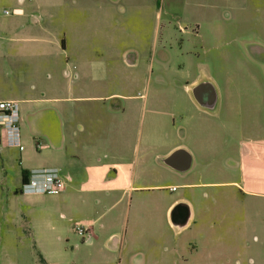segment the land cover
Listing matches in <instances>:
<instances>
[{
    "label": "crops",
    "instance_id": "0c3cea01",
    "mask_svg": "<svg viewBox=\"0 0 264 264\" xmlns=\"http://www.w3.org/2000/svg\"><path fill=\"white\" fill-rule=\"evenodd\" d=\"M131 2L136 0H16L14 14L0 19V101L18 103L21 138L30 133L33 141L39 140V148L54 157L52 168L60 170L66 187L58 198L76 188L74 183H82L78 193L90 196L87 199L96 214L81 224L88 229L90 245L102 243L110 255L120 257L119 264H123L129 246L144 245L159 253L158 259H152L154 254L150 257L149 264H164L163 257H177L188 252L187 247L191 255L199 254V246L190 239L195 236H208L209 251H214L215 231L223 221L228 227H248L252 213L249 198L264 206V62L255 65L256 73L249 63L222 64L235 71L227 76L224 90L207 72L221 64L199 61V53L216 51L215 46H201L196 52L179 49L176 59L181 58L182 63L163 49L153 51L144 65L142 56L135 54L133 61L124 63L122 76L118 65L104 59L102 15L110 6L121 10ZM214 23L209 15L202 16L195 36L204 41L202 30H211ZM250 53L254 59L264 57V50L257 45ZM195 58L199 71L186 80V61ZM166 72L175 76L167 77ZM204 80L216 90L213 109L199 105L191 93V88ZM107 101H115L108 105L115 120L127 111L140 110L142 117L149 112L160 142L142 144L140 130L134 133L139 144L119 140L125 125L112 119L105 127L97 109V103ZM157 118L163 119L156 122ZM186 120H191L194 128L191 146L183 142ZM3 143L0 136V220L6 212L8 157L17 150ZM176 149L190 156L185 171L163 162ZM18 151L21 185V171L28 173L33 167L24 149ZM256 160L261 161L260 166H255ZM153 169L158 171L155 179H151ZM16 190L13 195L28 200L43 195ZM149 192L165 196L161 195L155 207L138 206L141 196ZM105 197L115 198L120 219L112 221L107 217L109 208H99ZM219 199L228 206L217 205ZM178 202L187 203L190 209L188 222L181 229L169 221L170 210ZM147 215H156L157 223H147ZM99 219L104 221L98 232L95 223ZM256 219V224L264 225V214L258 212ZM50 228L54 230V226ZM65 232L76 236L73 228L69 231L60 225L56 238L66 237ZM145 261L135 260L137 264Z\"/></svg>",
    "mask_w": 264,
    "mask_h": 264
},
{
    "label": "rangeland",
    "instance_id": "374dc122",
    "mask_svg": "<svg viewBox=\"0 0 264 264\" xmlns=\"http://www.w3.org/2000/svg\"><path fill=\"white\" fill-rule=\"evenodd\" d=\"M15 2L16 0H0V19L14 14ZM4 11L8 13L5 14ZM204 15L212 17L215 23L211 30H202L205 37L203 41L195 36V27ZM102 18L104 27L102 41L106 48L104 59L111 64L113 62L115 66L118 65L122 76L125 74L124 63L133 61V55L142 56L141 61L144 65L149 55L160 49H163L174 61L182 63L181 58L176 59V53H180L179 49L196 52L201 46L205 49L215 46L216 51L199 53V61L208 63L216 60L221 64L211 70L207 69V72L222 89L226 88L227 76L235 73L233 69L225 68L222 64L249 63L256 73L255 65L264 62V57L254 59L250 53L254 45L264 50V0H136L135 3L123 4L121 10L110 6L104 11ZM196 61L197 58L194 62L186 61L189 64L187 74L184 75L186 80L198 73ZM166 76L172 78L175 75L166 72ZM1 79L3 78L0 71V88H2ZM120 85L123 88L124 82L121 81ZM118 86V82H115V89ZM110 103L115 101L97 103L105 127L114 119L108 107ZM131 112L133 113L127 111L116 118L125 125L123 128L125 133L119 140H127L131 145L139 144L134 133L140 130L143 135L142 144L160 142L149 112L143 117L140 110L137 113ZM162 119L157 118L156 122H161ZM117 120L114 119L115 122ZM157 125L161 127L163 124ZM182 126L185 129L183 142L191 146L195 141L191 120H186ZM0 136L4 145L2 131ZM37 143L39 140L33 141L30 133H27L25 138H21L29 166L33 167V170L52 168L55 163L54 157L48 151L37 148ZM18 153V149L13 150L8 157L9 176L5 183L8 192L3 200L6 212L0 220V264H105L106 262L119 264L120 257L117 254L110 255L109 250L105 249L102 243L90 245L89 241L82 240L75 232L76 236L71 235V232H65L67 239L56 238L60 225H65L70 231L71 228L80 227L83 221L96 218L92 201L87 199L90 196L86 197L85 193H78L82 183H74L77 189L70 188L64 198H58L62 194H43L38 196V199L28 200L23 196L12 194L13 190L20 187L16 161ZM256 163V167L261 165L260 160H256ZM151 174V179H155L158 171L153 169ZM168 182L172 185L176 184L172 181ZM65 189L66 187L62 190ZM161 195L165 196V193L143 194L138 206L155 207L160 202ZM114 200V197H105L99 207L109 208L107 217L112 221L116 218L120 219L118 205L113 204ZM217 205L224 208L228 206L224 199H219ZM236 206L239 207V204L237 203ZM249 207L252 212L250 225L239 228L228 227L223 221L220 228L215 231L214 251H209L208 236L198 238L195 236L190 239L193 245L199 246V254L191 255L189 253L191 248L187 247L188 252L182 251L177 257L174 255L163 257L164 264H264V225L256 224L258 212L259 216L264 214V206L249 198ZM157 218L156 215H147V223L156 224ZM122 220H125V216ZM103 221L99 219L95 223L97 231L99 223ZM50 226H54V230H51ZM164 232L168 234L167 230ZM168 236L172 238V235ZM156 250H151L149 247L147 249L144 245L129 246L125 250L122 263L137 264L135 260L146 259V264H149L148 261ZM158 254L156 252L152 259H158ZM125 255L126 259H124Z\"/></svg>",
    "mask_w": 264,
    "mask_h": 264
},
{
    "label": "built area",
    "instance_id": "2783aa9c",
    "mask_svg": "<svg viewBox=\"0 0 264 264\" xmlns=\"http://www.w3.org/2000/svg\"><path fill=\"white\" fill-rule=\"evenodd\" d=\"M7 14V11H4ZM19 107L16 101H0V131L3 133L7 147H15L20 151L23 149L21 144L19 126ZM37 148L40 144H36ZM64 188V181L60 170L57 168H45L42 170H30L27 174V181L20 185L21 193L33 194H59ZM73 231L88 241L90 234L87 228L82 226L73 228Z\"/></svg>",
    "mask_w": 264,
    "mask_h": 264
},
{
    "label": "water",
    "instance_id": "95a60500",
    "mask_svg": "<svg viewBox=\"0 0 264 264\" xmlns=\"http://www.w3.org/2000/svg\"><path fill=\"white\" fill-rule=\"evenodd\" d=\"M208 87V97L203 94V90ZM211 90H210V89ZM194 99L208 109H213L216 105L217 94L213 85L207 81H201L191 88ZM163 162L171 168L179 171H185L190 167V156L183 149H176L163 159ZM190 217V209L187 203L178 202L173 205L169 213V221L171 225L177 229L183 228Z\"/></svg>",
    "mask_w": 264,
    "mask_h": 264
},
{
    "label": "trees",
    "instance_id": "16d2710c",
    "mask_svg": "<svg viewBox=\"0 0 264 264\" xmlns=\"http://www.w3.org/2000/svg\"><path fill=\"white\" fill-rule=\"evenodd\" d=\"M27 174L28 173L25 170L21 171V185L27 181ZM16 192L21 193L20 187L16 190Z\"/></svg>",
    "mask_w": 264,
    "mask_h": 264
},
{
    "label": "flooded vegetation",
    "instance_id": "af4514ba",
    "mask_svg": "<svg viewBox=\"0 0 264 264\" xmlns=\"http://www.w3.org/2000/svg\"><path fill=\"white\" fill-rule=\"evenodd\" d=\"M210 89V88H209ZM208 87H206L204 90H203V94H204V96L207 98L208 97V95H209V93H208ZM211 90V89H210Z\"/></svg>",
    "mask_w": 264,
    "mask_h": 264
}]
</instances>
